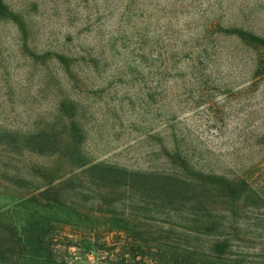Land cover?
<instances>
[{
    "label": "rangeland",
    "instance_id": "1",
    "mask_svg": "<svg viewBox=\"0 0 264 264\" xmlns=\"http://www.w3.org/2000/svg\"><path fill=\"white\" fill-rule=\"evenodd\" d=\"M241 33L264 42V0H0V264H101L107 230L152 249L195 212L28 151L37 130L75 121L92 163L264 184V48ZM217 209L236 218L233 252L264 263V209Z\"/></svg>",
    "mask_w": 264,
    "mask_h": 264
},
{
    "label": "trees",
    "instance_id": "2",
    "mask_svg": "<svg viewBox=\"0 0 264 264\" xmlns=\"http://www.w3.org/2000/svg\"><path fill=\"white\" fill-rule=\"evenodd\" d=\"M239 35L242 38L248 37L260 48H264L263 41L247 34ZM69 126V132L72 134L66 138L57 139L46 130H37L23 137L20 143L28 151L38 155L58 153L65 158L68 154L69 161L74 163L76 169L82 168L89 179L108 188L134 192L146 186L163 198L174 200L180 196L186 197L195 210L189 215V228L182 234L184 240L180 241L178 235L168 244L158 242L152 249L142 244L137 234H126L121 238L122 231H125L122 227L107 230L106 233H117L119 241L102 248L107 257L101 264H264L250 262L240 253H234L233 249L238 248L234 244L237 241L236 218L219 212L223 210L211 211L218 205L230 209L236 206L253 211L264 209V184H252L244 177L230 180L202 174L196 175V179L187 180L92 163L81 154L79 143L70 140L71 136L79 135L78 124L71 121ZM49 149H52L51 152H48ZM46 193L48 191L44 194ZM37 259L41 264H67L56 260L51 251H47L43 258Z\"/></svg>",
    "mask_w": 264,
    "mask_h": 264
}]
</instances>
